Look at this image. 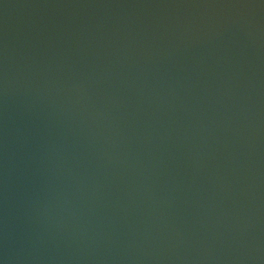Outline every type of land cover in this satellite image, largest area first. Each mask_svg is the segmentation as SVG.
Segmentation results:
<instances>
[{"label": "water", "instance_id": "water-1", "mask_svg": "<svg viewBox=\"0 0 264 264\" xmlns=\"http://www.w3.org/2000/svg\"><path fill=\"white\" fill-rule=\"evenodd\" d=\"M0 264H264V0H0Z\"/></svg>", "mask_w": 264, "mask_h": 264}]
</instances>
